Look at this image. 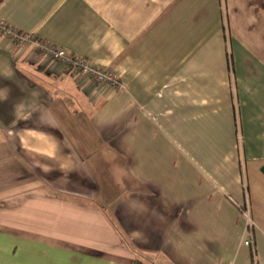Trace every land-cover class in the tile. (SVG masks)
<instances>
[{
  "label": "crops",
  "instance_id": "crops-1",
  "mask_svg": "<svg viewBox=\"0 0 264 264\" xmlns=\"http://www.w3.org/2000/svg\"><path fill=\"white\" fill-rule=\"evenodd\" d=\"M0 19L122 82L0 35V264H264V0H0Z\"/></svg>",
  "mask_w": 264,
  "mask_h": 264
},
{
  "label": "built area",
  "instance_id": "built-area-1",
  "mask_svg": "<svg viewBox=\"0 0 264 264\" xmlns=\"http://www.w3.org/2000/svg\"><path fill=\"white\" fill-rule=\"evenodd\" d=\"M0 35L6 36L13 45H32L46 59L63 66L67 70L84 74L89 80L99 85L113 89H120L122 87L120 75L116 71L109 68L91 66L84 57L72 54L66 49L45 42L32 34L20 32L2 19H0ZM243 211L248 221L243 243L247 246H253L252 230L254 223L250 219L248 198L245 200Z\"/></svg>",
  "mask_w": 264,
  "mask_h": 264
},
{
  "label": "water",
  "instance_id": "water-1",
  "mask_svg": "<svg viewBox=\"0 0 264 264\" xmlns=\"http://www.w3.org/2000/svg\"><path fill=\"white\" fill-rule=\"evenodd\" d=\"M261 170H262V172L264 173V167H262V169H261Z\"/></svg>",
  "mask_w": 264,
  "mask_h": 264
},
{
  "label": "rangeland",
  "instance_id": "rangeland-1",
  "mask_svg": "<svg viewBox=\"0 0 264 264\" xmlns=\"http://www.w3.org/2000/svg\"><path fill=\"white\" fill-rule=\"evenodd\" d=\"M0 149H4V148L1 146Z\"/></svg>",
  "mask_w": 264,
  "mask_h": 264
}]
</instances>
